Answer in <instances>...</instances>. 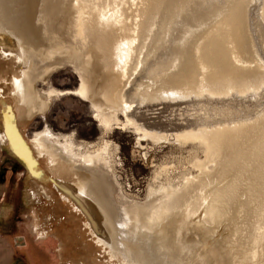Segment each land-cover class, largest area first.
I'll return each instance as SVG.
<instances>
[{
    "label": "bare ground",
    "instance_id": "obj_1",
    "mask_svg": "<svg viewBox=\"0 0 264 264\" xmlns=\"http://www.w3.org/2000/svg\"><path fill=\"white\" fill-rule=\"evenodd\" d=\"M56 6L76 26L65 40L55 34L62 25L48 24ZM64 64L79 86L38 90ZM72 94L92 101L97 142L45 125L27 143L21 125ZM263 99L264 0H0V147L23 163L83 245L81 264H264ZM192 104L198 110L189 114ZM118 126L136 133L139 149L167 142L181 152L161 162L145 203L126 200L115 178L106 137ZM176 166L191 169L175 181ZM66 207L77 217L62 215ZM236 208L250 219L236 238L206 242ZM192 225L208 238L180 239Z\"/></svg>",
    "mask_w": 264,
    "mask_h": 264
},
{
    "label": "rangeland",
    "instance_id": "obj_2",
    "mask_svg": "<svg viewBox=\"0 0 264 264\" xmlns=\"http://www.w3.org/2000/svg\"><path fill=\"white\" fill-rule=\"evenodd\" d=\"M41 8L43 9V5H41ZM56 10H59V7L56 6ZM59 12L58 15H52L49 18L48 24L50 29L51 26L58 29V26L62 25L63 31L56 30L57 33L55 34L62 36V40H65L67 33L72 32L73 35L75 34L71 30L75 29L76 26L74 20L70 23L68 13H65L64 9L62 12L59 10ZM68 30L70 32H67ZM37 85L38 90L43 89V91L50 86L60 91H71L79 86L76 72L65 64L53 70L45 83L38 82ZM254 101L256 100L246 99L245 103L252 105ZM165 108L166 112L163 116L170 118L173 107L165 106ZM188 108L192 110L189 114H193V110H198L194 104L188 105ZM250 109L252 112L249 110L248 113L246 110L243 113L252 114L255 111L254 108ZM45 125L56 134H73L75 140L79 143H95L102 134L100 126L93 119L92 101L74 94L52 100L43 116L36 115L24 122L20 129H22L27 139L25 141L31 145L29 141L32 135L35 132L42 131ZM118 128L110 132L109 137H106L114 142L115 155H117L115 158L117 162L115 178L120 183L126 200H138L145 203L148 199L146 195H148L149 184L152 183L154 174L158 173L161 162L176 158L181 152L179 153L173 143L167 142H161L160 144L145 142L143 147L139 149L136 146L138 140L136 133L132 129L127 130L120 126ZM147 153L150 155L149 163H146L144 158ZM184 153V156H186L187 152L184 151ZM189 168V166L172 168L171 172L174 180H178L180 173L189 171L191 169ZM43 180L44 183L49 182L47 179L46 181ZM38 189L39 187L34 181H29V173L23 163L12 156L7 149L0 147V264H81L80 257L77 258L76 256L79 249L84 250L83 245L81 248V243L72 238L70 234L68 235L65 229L66 225L59 220L61 215L55 214L54 207L50 202L38 195ZM26 191L33 201L30 206L25 205L23 201ZM117 203L120 204L117 201L114 206L119 208L121 205H117ZM64 211L65 214L62 215H65V217L67 216L66 213L70 217H77L78 215L71 212V207L70 209L66 207ZM119 214H122V212H119ZM247 220H250L247 212H241L240 208H236L233 217L229 221L222 222L224 224L218 231V236L214 235L212 240H206V242L212 245L213 241L218 239L217 241L220 243L223 236L224 239L234 240L241 225L239 224L240 221L245 222ZM77 223V231L80 230L84 242L90 243V258L97 261L96 257L101 258L102 256L99 255V249L96 248L95 239H91L89 232L86 231L85 219L79 218ZM246 223H243V225ZM68 232L71 231L68 230ZM206 238L208 237L201 230L192 225V227H188L184 234H181L180 239L188 243L193 240H197L196 243H201ZM77 245L80 247L78 250ZM184 247L187 248V245ZM98 263L102 264L100 260H98ZM104 263H107V261H104Z\"/></svg>",
    "mask_w": 264,
    "mask_h": 264
}]
</instances>
